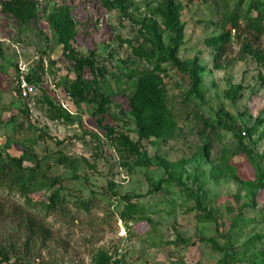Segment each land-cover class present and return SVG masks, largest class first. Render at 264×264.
<instances>
[{"label": "rangeland", "instance_id": "374dc122", "mask_svg": "<svg viewBox=\"0 0 264 264\" xmlns=\"http://www.w3.org/2000/svg\"><path fill=\"white\" fill-rule=\"evenodd\" d=\"M37 2L38 17L30 22L0 5V150L19 156L33 149L36 160L25 164L38 160L44 174L60 177L64 202L36 229L25 197L0 188V240L15 247L13 260L95 264L104 249L117 251L124 264H264V192L252 201L255 168L264 169V34L254 37L243 19L239 28L230 20L233 11L264 0H124L114 7L104 0ZM56 7L70 13L76 52L95 50L102 70L86 74L85 92L111 96L105 119L117 132L139 139L129 102L139 73L151 67L128 40L152 45L155 34L200 75L203 103L187 96L188 73L165 63L162 85L178 128L172 137L141 140L150 165L137 164L107 138L97 123L99 101L67 90L76 73L48 19ZM220 35L229 40L223 67L216 68L208 39ZM247 42L259 53L248 54ZM48 99L69 117L56 116ZM242 129L251 132L242 134L252 159L239 152L235 133ZM56 188L39 176L31 194L40 199ZM128 193L139 206L130 227L119 214ZM82 200L90 201L89 209Z\"/></svg>", "mask_w": 264, "mask_h": 264}, {"label": "trees", "instance_id": "16d2710c", "mask_svg": "<svg viewBox=\"0 0 264 264\" xmlns=\"http://www.w3.org/2000/svg\"><path fill=\"white\" fill-rule=\"evenodd\" d=\"M124 0H104V4L109 7H114L116 4H124ZM1 10L7 15H11L22 21H33L38 17V2L37 0H0ZM256 11V13H254ZM53 28L55 29L58 39L64 46V56L70 60L73 67V71L76 73V79L70 83L67 90L79 100L82 101H99L96 109V114H99L97 123L98 126L106 132L107 138L111 140L113 144H116L120 151H123L128 156L136 158V163L143 166L151 164V157L147 151L143 149L141 140L146 138H168L172 137L178 128V123L174 113L170 109L166 93L162 85V76L167 74V67L165 63H170L172 66L186 71L190 78L191 87L187 91V96L195 97L199 99L201 103L205 102L204 90L202 86V79L196 69L185 65L177 56V49L175 46L165 44L157 35H153L152 45L138 41L134 43L128 40V44L131 47L133 54L144 60L151 65L150 69L143 70L139 73L137 78V89L130 97L129 106L132 109L133 114L136 117V124L139 131V139H133L128 133L121 131L117 132L114 125L106 121L105 115L108 114L107 103L111 100V96L103 93H96L94 98L87 96L85 76L89 72L96 75L97 72L101 73L100 67L96 66L95 50H90L88 55H83L71 46L73 39L75 38L73 30V20L70 17V13L65 7H56L48 17ZM244 21V29L248 31L254 37H258L264 34V5L260 2L255 4H249V6L238 12L235 10L231 13L230 20L237 28L241 26V20ZM149 30L152 29L149 27ZM72 40V41H71ZM228 35L215 36L208 39V43L215 47V67L222 68L221 56L227 50ZM245 50L248 54H258L259 50L256 49L251 42H247ZM241 58H244L242 55ZM48 103L51 108L56 110V116L62 118H68L69 114L64 109L56 105L52 100L48 99ZM210 119V118H209ZM209 119L205 117L204 121L206 125L209 123ZM1 121V119H0ZM218 123H222L219 119ZM210 124V123H209ZM28 129L35 131L36 128L29 124ZM230 130L234 131V127H230ZM245 132V134L243 133ZM251 134L249 129H242L240 133H235L238 138L239 148L241 153L245 154L248 158L252 159V155L248 151L247 147L243 143V134ZM37 156L33 149L26 148L22 155L16 156L9 152L0 150V188L8 189L9 191H18L23 197L28 207L34 211H30L31 217L29 220L32 222V228H44L41 224L42 219L46 220L50 213L59 209L64 198L61 194L62 180L60 177H50L44 174L41 166H38L39 162L36 161V165L28 166L25 164L26 160H36ZM60 162L68 161L67 157L60 156ZM69 162V161H68ZM72 166H75L74 161H70ZM124 165H128L129 161H124ZM256 165V164H255ZM226 166L234 171V167L231 164ZM256 178L258 179L257 185L254 187L252 193V201L255 203L258 194L264 192V169H261L257 165ZM39 176L46 178L50 185L56 188L51 193L38 199L32 196V191L37 183ZM113 189V186H112ZM115 196L119 193L114 192ZM133 195L126 194L121 197L123 202V209L120 211V219L130 227V223L137 220V214L139 212V206L137 202L132 200ZM81 204L87 209L90 208V201H81ZM37 215V217L35 216ZM209 215V214H208ZM41 219V221H40ZM204 240L208 242H214V237H204ZM251 247V246H250ZM15 247L7 245L0 240V264H25L21 258H16ZM118 252L111 253L104 249H99L94 257L95 264H124L120 257H117Z\"/></svg>", "mask_w": 264, "mask_h": 264}, {"label": "built area", "instance_id": "2783aa9c", "mask_svg": "<svg viewBox=\"0 0 264 264\" xmlns=\"http://www.w3.org/2000/svg\"><path fill=\"white\" fill-rule=\"evenodd\" d=\"M22 80H23V82H24L23 85L26 86V84H27L26 81H25L24 79H22ZM243 133L245 134V132H243Z\"/></svg>", "mask_w": 264, "mask_h": 264}]
</instances>
